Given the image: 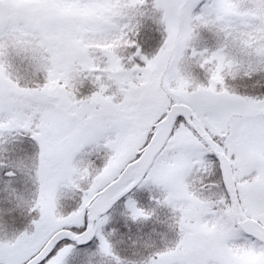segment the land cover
I'll return each instance as SVG.
<instances>
[{"label":"snow or ice","instance_id":"6c2138e0","mask_svg":"<svg viewBox=\"0 0 264 264\" xmlns=\"http://www.w3.org/2000/svg\"><path fill=\"white\" fill-rule=\"evenodd\" d=\"M96 257L264 264V0H0V264Z\"/></svg>","mask_w":264,"mask_h":264},{"label":"trees","instance_id":"16d2710c","mask_svg":"<svg viewBox=\"0 0 264 264\" xmlns=\"http://www.w3.org/2000/svg\"><path fill=\"white\" fill-rule=\"evenodd\" d=\"M141 203L143 204V206H145V207H148V206H150L148 203H145L144 201H141ZM26 222V221H25ZM16 226L17 227H22L23 226V223L22 222H17V224H16ZM89 244H91V242L89 243ZM94 245V244H93ZM92 245V249H94V246ZM85 247H87V245L86 246H83V247H79V248H85ZM91 250V249H90ZM121 254H123V251H121ZM96 260H98V263H99V258L98 257H96L95 258ZM103 261H105L104 259H102ZM100 264H101V262H100Z\"/></svg>","mask_w":264,"mask_h":264},{"label":"rangeland","instance_id":"374dc122","mask_svg":"<svg viewBox=\"0 0 264 264\" xmlns=\"http://www.w3.org/2000/svg\"><path fill=\"white\" fill-rule=\"evenodd\" d=\"M138 191L146 192L147 189L146 188H140V189H138ZM93 246L95 248V245H93ZM98 258H99V263H98V260H97V264H100V262H101V264H108L106 259L101 258V257H98ZM102 259H104L105 261H103Z\"/></svg>","mask_w":264,"mask_h":264},{"label":"water","instance_id":"95a60500","mask_svg":"<svg viewBox=\"0 0 264 264\" xmlns=\"http://www.w3.org/2000/svg\"><path fill=\"white\" fill-rule=\"evenodd\" d=\"M90 241H87V242H85L84 244H80V245H77V246H84V245H86V244H88Z\"/></svg>","mask_w":264,"mask_h":264}]
</instances>
